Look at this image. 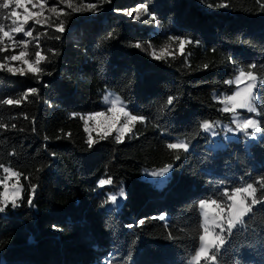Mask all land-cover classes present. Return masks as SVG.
Returning a JSON list of instances; mask_svg holds the SVG:
<instances>
[{
    "label": "trees",
    "instance_id": "obj_1",
    "mask_svg": "<svg viewBox=\"0 0 264 264\" xmlns=\"http://www.w3.org/2000/svg\"><path fill=\"white\" fill-rule=\"evenodd\" d=\"M84 3H96L98 11L73 13L49 0L68 15L62 16L63 33L54 26L33 28L39 49L29 37L28 58L37 50L47 57L39 76L0 70V100L37 90L19 106L0 105V123L8 125L0 128V163L22 174L19 182L12 178L21 188L18 207L9 204L0 213V264H188L202 223L197 202L264 176V116H257L262 130L256 140L217 151L200 128L203 121L228 118L217 97L236 87L225 81L250 64L264 70V0ZM140 4L157 19H134ZM52 22H58L54 16ZM170 37L193 42L181 55ZM168 45L173 55L157 60L151 54ZM10 55L0 53V62ZM109 92L145 121L122 143L112 132L105 140L93 138L98 142L90 148L81 117L103 112ZM169 96L174 103L165 107ZM258 96L264 105V86ZM181 141L187 152L166 147ZM166 165L172 170L163 188L142 179L144 169ZM108 178L112 183L100 186ZM120 191L125 200L118 209L109 197ZM221 259L264 264V210L257 208L231 237Z\"/></svg>",
    "mask_w": 264,
    "mask_h": 264
},
{
    "label": "snow or ice",
    "instance_id": "obj_2",
    "mask_svg": "<svg viewBox=\"0 0 264 264\" xmlns=\"http://www.w3.org/2000/svg\"><path fill=\"white\" fill-rule=\"evenodd\" d=\"M32 3V8H39V11L31 13L27 19L22 22L20 18L17 17L16 9L23 7L21 0H0V53L8 51L9 47L13 50L21 48L18 53L12 54L10 56H4L3 61L0 62V70H6L12 75L19 74L20 76H25L27 73H32L39 76L43 72L41 68L42 62L46 61L47 57L42 54L40 50L35 51V59L29 60L27 57L31 55L28 51L30 40L17 39V34L22 33L24 37H30L32 40L36 41L37 49H39V37L33 36V31L31 28L26 29V24L28 19L34 20L35 25L41 26H54L55 31L59 33L64 32V20L62 16L68 15L63 9H58L53 6L48 8V13L50 15L45 16V5L46 0H36L35 3L32 0H28ZM59 3L66 4L71 12H92L98 11V5L96 3H84V0H80L77 5L75 0H59ZM219 7H227V4L218 5ZM212 7V5H210ZM264 7V5H262ZM25 11L29 10L25 8ZM136 15L134 19L139 20L142 14H148L149 20L155 21L157 19L155 14L149 13V8L140 4L134 9ZM132 15V12H128ZM58 22H52V17ZM5 21H10V23H5ZM147 22V21H146ZM112 36H109L106 39ZM6 38V39H5ZM58 38V37H57ZM7 40V42H6ZM170 40L178 42V50L181 55L184 54L185 45L191 44L193 41L183 38V37H170ZM137 48H141L140 43L134 45ZM171 45H168L159 50L157 54L156 50L153 49L152 55L155 59H164L166 55H173L169 51ZM9 61H20L23 65H27V70L20 67H12L8 63ZM205 68L208 66L205 65ZM257 65L250 64L247 66V70L241 68L238 74L235 76L234 80L225 81L226 84L235 85L236 90L231 95H226L223 97H217L218 102L223 104L224 107L221 109L223 112H231L236 114L238 110H245L247 113L255 114L256 116H264V105L258 104V86H264V70L256 71ZM36 89H28L22 98L13 99L5 98L0 100V105L7 106H19L22 100H26L29 95L36 93ZM175 97L169 96L165 102V107L173 105ZM105 101L109 104L107 109L111 116H106L104 112L90 114L84 119L85 131L89 132L87 139V144L91 148L98 141L93 139L90 130L88 129V121H95L98 117H105L110 121L108 128L103 134L99 135V140H105L110 134L112 129H117L118 135L115 137L117 143H122L125 135L132 133L133 127L136 123H143L145 117L132 114L126 109L123 102L118 96L116 97H105ZM74 116L77 114H73ZM27 118V117H25ZM216 122L203 121L200 128L205 131H211ZM236 130L247 134H254L261 132V121L253 117L234 119ZM8 125L0 123V128L7 129ZM11 127L15 128V124ZM251 130V133H249ZM231 131V129H230ZM214 134V133H213ZM47 139V137H46ZM169 150L184 151L189 150V145L185 142H170L166 145ZM11 154V153H10ZM54 155V154H53ZM179 155L176 159H179ZM171 165H166L165 167L154 171L151 173L152 176H164L169 172ZM0 170L4 175L0 176V185H4L7 190V182L13 177L19 182L21 173L14 171L10 166H6L0 163ZM112 183L111 178L102 179L99 181L100 186ZM223 183V182H221ZM15 192L13 197L10 199L7 191L0 194V213L5 212L9 204L12 208L18 207V199L20 193V187L13 185ZM32 195H29L27 202L29 205L33 203V195L35 193V186L31 189ZM121 196L124 195L123 192L120 193ZM112 203H116L117 197L112 195L109 197ZM197 207L201 211L202 223L199 226L197 233V244L193 250V254L188 260V264H223L222 254L227 250L231 237H233L237 232L244 229L247 224V220L251 219L255 214L257 208L264 210V176L259 177L253 183H247L241 187H235L231 190L224 189L219 198L212 197L208 199H201L197 202ZM212 209L210 212L209 210ZM166 214H162L159 219L164 220ZM145 223L144 220L139 221L140 225ZM56 227L55 225L53 226ZM132 227V225H128Z\"/></svg>",
    "mask_w": 264,
    "mask_h": 264
},
{
    "label": "rangeland",
    "instance_id": "obj_3",
    "mask_svg": "<svg viewBox=\"0 0 264 264\" xmlns=\"http://www.w3.org/2000/svg\"><path fill=\"white\" fill-rule=\"evenodd\" d=\"M32 2L35 3L36 0H32ZM21 4L23 5V7L16 9L17 17L20 18L21 22L24 19H27L31 13L39 11V8H32V3H29L28 0H21ZM52 6L56 7L57 4L50 5L49 0H46L45 11L47 8H51ZM25 8H27L29 11L26 12ZM45 11H44V15L46 16ZM34 26H36L34 24V20L28 19V23L26 24V29L31 28L33 31ZM16 38L29 40V37H24L22 33L17 34ZM6 42H7V40H6ZM20 50H22V49L17 48L15 50H13L11 47H9V49H8V51L11 53V55L18 53ZM8 63L12 67H16V68L23 67V68H25V70H27V65H23L20 61H9ZM234 78L232 80H234ZM235 90H236V88H235ZM106 96L116 97L118 95L114 92H109ZM224 96H226V95H224ZM120 100L122 101L121 98H120ZM104 104L106 106V109L103 112L106 114V116H111V113L107 112L109 104L105 101V99H104ZM123 104L126 107L124 102H123ZM223 107H224V105L222 104V108ZM126 109H127V107H126ZM224 113L229 114V116L226 120L219 119V120L215 121L216 122L215 126L211 131H209V132L204 131V133H206L209 137L208 147L210 149H212L214 151L222 150V149H225L230 142L239 141L240 139H243L246 142L257 139L258 133L246 135L245 133L239 132L238 130H236L235 123H233L234 119H243V118H248L250 116L257 119V116L255 114L247 113L245 110H238V112L236 114H233L231 112H224ZM109 123H110V121H108L105 117H98L95 121L89 120L87 127L90 130L92 137L95 138L98 135H101L104 133V131L108 128ZM119 126L120 125L118 124L116 126V128L112 129L111 133L113 132V133L118 135L119 133H118L117 129L119 128ZM230 129H231V131H230ZM249 133H251V130H249ZM88 134H89V132H88ZM158 170L159 169H157V170H155V169H144L142 171V179L149 182L153 187L161 189L169 181V176L171 174L172 166L169 169V172L166 173L164 176H152L151 175L152 172L158 171ZM7 185H8L7 190L4 187L3 193H5V191H7V194L9 196V198L11 199L13 197L14 192H15V188L13 187V185H16L17 187H20V186L13 179H10L7 182ZM121 192H123V191H120L116 194H112V195H115L117 197V201H116V203H114V206H116L118 209L122 206V204L125 200V193L123 192L124 195L121 196L120 195ZM20 196H21V190L19 193V197ZM209 211L211 212L212 209H210Z\"/></svg>",
    "mask_w": 264,
    "mask_h": 264
}]
</instances>
